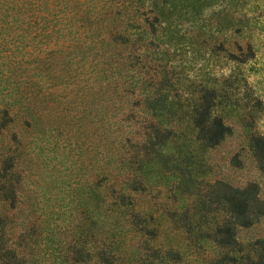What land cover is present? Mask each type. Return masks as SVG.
Listing matches in <instances>:
<instances>
[{"label": "trees", "instance_id": "16d2710c", "mask_svg": "<svg viewBox=\"0 0 264 264\" xmlns=\"http://www.w3.org/2000/svg\"><path fill=\"white\" fill-rule=\"evenodd\" d=\"M65 6L66 0H0V23L7 24L6 28L0 24V34L8 36L24 25L22 30H33L31 40L40 35L32 43L33 53H27L32 90L26 94L18 89L20 82H27L19 75L14 80L16 97L0 106V264H264V237L236 238L238 228L250 227L264 213L253 182L233 186L214 180L201 193L196 217L189 203L161 209L155 202L134 201L130 193H139L144 185L133 171L152 156H164L158 147L174 135L171 125L163 126L150 115L133 114L149 110L157 115L164 109L160 89L168 77L166 73L155 77L142 60L143 50L115 26L83 22L73 11L67 14ZM79 30L82 38L76 36ZM17 42L11 41L5 49L11 54L21 41ZM23 59L15 66L22 72L27 69ZM69 84L82 89L77 87L68 98L51 91ZM93 104L97 115L90 119L93 131L88 134L85 115L77 113ZM210 106L206 94L198 95L187 114L192 139L207 148L231 134L230 125L211 115ZM21 128L29 137L19 134ZM93 134L102 150L87 192L94 196L96 188L102 189L95 210L108 222L106 227L102 219L97 227V220L82 222L88 208L78 199L79 169L72 172L74 166L64 163L68 153L70 158L76 150L80 153L81 138ZM248 145L264 174V139L250 134ZM31 146L36 148L34 163L18 164L23 152L25 159H32L25 151ZM231 159L236 162L235 157ZM180 171L176 187L187 198L189 186L183 180L184 170ZM52 197L58 202L56 210H61L53 218L48 216L51 209L44 212L40 204ZM64 208L72 218L60 229L65 219L55 220ZM112 210L120 213L114 219L109 215ZM163 217L169 231L159 228ZM47 220L54 225L49 227ZM203 241L209 243L210 253Z\"/></svg>", "mask_w": 264, "mask_h": 264}, {"label": "rangeland", "instance_id": "374dc122", "mask_svg": "<svg viewBox=\"0 0 264 264\" xmlns=\"http://www.w3.org/2000/svg\"><path fill=\"white\" fill-rule=\"evenodd\" d=\"M65 7L67 14L73 11L75 17L83 22H92L95 26H115L129 39L135 40L134 47L143 50L142 60L155 77L164 73L168 77L169 82L160 89L165 98L164 109L157 115H152L149 110H137L133 114L134 117L150 115L161 120L163 126L171 125L174 135L171 141L158 147L164 156H152V159L133 171L140 176L144 185L139 193H130L134 201L155 202L161 209L189 203L193 205L196 217L201 193L214 180L220 179L233 186L255 183L258 187L257 196L264 203V174L257 168L248 145L250 134L264 139V0H66ZM15 26L13 23L12 28ZM6 27L7 24H2V28ZM21 28L11 31L8 36L0 34V106L4 101L10 102L16 97L17 81L14 80L19 75L21 79L26 78L27 82H20L18 89H25L28 91L26 94L32 90L29 84L34 77L27 76L32 73L31 55L27 56V53H33L32 43L40 35L31 40L32 28L28 27L25 31ZM83 35L80 30L76 34L80 38ZM11 41L14 44L21 42L10 54L5 47L10 46ZM21 56L25 60L22 65L27 67L23 72L15 67ZM77 87L80 86L58 85L51 91L68 98ZM40 89H43V85ZM201 94L210 98L211 115L221 117L231 127V134L212 148L204 147L192 139L194 130L187 117L194 101ZM92 106L77 113L85 115L83 120L88 134L93 131L90 119L97 115L94 111L97 106ZM19 132L29 137L25 129L21 128ZM81 140L80 153L76 150L71 158L68 153L64 163L67 165L70 162L74 166L72 172H75L76 167L79 169V177L75 178L79 198L75 197L88 208L83 214L87 218L82 222L97 220L94 224L97 227L102 219L106 227L108 222L95 210L99 206L102 189L96 188L94 196L87 192V183L91 182L96 165L95 159L102 148L95 134L84 136ZM179 144L181 146L177 148ZM25 151L32 159H25L27 155L23 152L17 158L18 164H33L36 148L31 146ZM64 151H67V147ZM231 157H235L236 162H232ZM262 162L264 164V159ZM180 169L184 170L183 180L190 190L187 198L182 197L177 188L181 179ZM42 185L44 187V183ZM58 194L62 197L64 193ZM50 199L46 204L41 200L40 204L44 212L51 209L48 216L53 218L54 213L61 210H56L58 202L53 197ZM67 213L64 208V213L55 220L59 222L65 219L60 223V229L68 225L65 224L68 218H72ZM118 214L111 212L110 219ZM47 221L49 227L55 223ZM159 228L169 231L170 225L164 217L160 219ZM172 235L175 239L179 237ZM256 237H264V213L250 227L236 230L239 241ZM208 244L203 241L204 250L210 253ZM87 245H90L89 240Z\"/></svg>", "mask_w": 264, "mask_h": 264}]
</instances>
